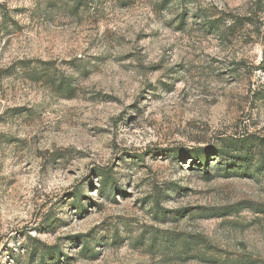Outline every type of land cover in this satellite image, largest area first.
Wrapping results in <instances>:
<instances>
[{"label": "rangeland", "instance_id": "obj_1", "mask_svg": "<svg viewBox=\"0 0 264 264\" xmlns=\"http://www.w3.org/2000/svg\"><path fill=\"white\" fill-rule=\"evenodd\" d=\"M0 264H264V0H0Z\"/></svg>", "mask_w": 264, "mask_h": 264}, {"label": "trees", "instance_id": "obj_2", "mask_svg": "<svg viewBox=\"0 0 264 264\" xmlns=\"http://www.w3.org/2000/svg\"><path fill=\"white\" fill-rule=\"evenodd\" d=\"M72 1H73V0H72ZM74 2H75V1H74ZM76 5H77V3H76ZM25 67H26V64H25V63H24V65H21V66H20V68H21L22 70H25V69H26ZM30 74H32V72H31Z\"/></svg>", "mask_w": 264, "mask_h": 264}]
</instances>
